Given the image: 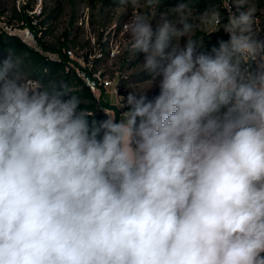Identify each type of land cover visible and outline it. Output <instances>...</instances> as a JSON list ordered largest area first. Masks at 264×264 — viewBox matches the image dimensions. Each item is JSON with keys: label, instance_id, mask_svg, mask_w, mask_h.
Here are the masks:
<instances>
[{"label": "clouds", "instance_id": "obj_1", "mask_svg": "<svg viewBox=\"0 0 264 264\" xmlns=\"http://www.w3.org/2000/svg\"><path fill=\"white\" fill-rule=\"evenodd\" d=\"M245 2L210 52L181 47L195 28L187 0L155 28L134 12L124 31L160 91L120 96L119 121L90 122L69 86L28 79L9 50L0 264H264V38Z\"/></svg>", "mask_w": 264, "mask_h": 264}, {"label": "rangeland", "instance_id": "obj_2", "mask_svg": "<svg viewBox=\"0 0 264 264\" xmlns=\"http://www.w3.org/2000/svg\"><path fill=\"white\" fill-rule=\"evenodd\" d=\"M235 3L236 0H223L220 7L210 9L221 13V25L201 23L202 12L192 10L189 19L195 28L181 38V47L191 39L197 51L210 52L213 47H219V41L228 40L222 27L230 15L229 6L232 13L238 14ZM170 9L158 4L149 6L147 0H120L116 5L104 0H0V26L33 47H38L36 40L32 31L24 27L20 11L37 15L35 22L44 27L46 38L52 43L59 44L65 40L64 32L70 31L68 42L72 47L68 55L88 71H94L93 75L103 85V98L115 107L120 118L122 111L128 110L119 109L120 96L126 97L133 90H147L148 98L152 99L160 91L159 80L151 86L150 75L142 68L145 54L131 49L123 26L135 12L146 16L155 28L161 23L162 16L175 18ZM249 9L254 14V34L264 38V6L260 0H246L240 11ZM41 20L45 21L44 25L39 24ZM255 67L253 63L252 68ZM95 93L101 95L98 89ZM107 112L116 117L114 110Z\"/></svg>", "mask_w": 264, "mask_h": 264}, {"label": "trees", "instance_id": "obj_3", "mask_svg": "<svg viewBox=\"0 0 264 264\" xmlns=\"http://www.w3.org/2000/svg\"><path fill=\"white\" fill-rule=\"evenodd\" d=\"M104 1L114 5L120 3V0ZM260 1L261 5L264 6V0ZM181 2H184V0H159L158 5L160 7L173 8ZM187 2L190 4L191 10L204 12L205 10L220 7L223 0H187ZM19 15L24 21V27H28L32 31L38 47L27 44L20 36L9 33L0 26V61L11 50L14 56L20 59L21 69L29 78L39 80L44 84L55 83L57 86H69L81 100V108L93 114L89 117L90 122L93 119L97 121L106 119L105 112L108 109L114 110L117 121H119L115 107L103 98V85L93 75L94 71H88L68 55L72 47L68 42V40H71V32L65 31V40L59 44L52 43L47 40L44 27H40L35 22L37 15L32 16L23 11H20ZM44 23V20L39 21L40 25H44ZM50 53L56 54L57 57L51 56ZM82 73L96 81L101 95L97 96L90 88Z\"/></svg>", "mask_w": 264, "mask_h": 264}, {"label": "built area", "instance_id": "obj_4", "mask_svg": "<svg viewBox=\"0 0 264 264\" xmlns=\"http://www.w3.org/2000/svg\"><path fill=\"white\" fill-rule=\"evenodd\" d=\"M83 77L86 80V83L90 86V88L95 92L96 89H98L96 81L88 76H86L85 73H82Z\"/></svg>", "mask_w": 264, "mask_h": 264}]
</instances>
